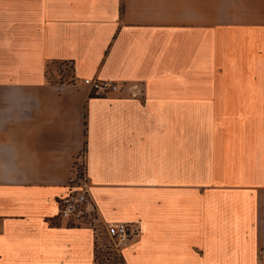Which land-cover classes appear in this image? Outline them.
Here are the masks:
<instances>
[{"label": "crops", "instance_id": "1", "mask_svg": "<svg viewBox=\"0 0 264 264\" xmlns=\"http://www.w3.org/2000/svg\"><path fill=\"white\" fill-rule=\"evenodd\" d=\"M121 222L123 264H264V0H0V264H95Z\"/></svg>", "mask_w": 264, "mask_h": 264}, {"label": "built area", "instance_id": "2", "mask_svg": "<svg viewBox=\"0 0 264 264\" xmlns=\"http://www.w3.org/2000/svg\"><path fill=\"white\" fill-rule=\"evenodd\" d=\"M83 84L90 93L105 95L119 90V85L112 80L84 78ZM73 176L70 179L68 193L59 201V216L65 220L81 221L94 215V207L89 197V183L86 176L84 153H80L73 164ZM113 249L119 252L120 246L128 241L134 231L126 223H116L105 227Z\"/></svg>", "mask_w": 264, "mask_h": 264}, {"label": "rangeland", "instance_id": "3", "mask_svg": "<svg viewBox=\"0 0 264 264\" xmlns=\"http://www.w3.org/2000/svg\"><path fill=\"white\" fill-rule=\"evenodd\" d=\"M99 243L97 244V262L98 264H123L120 259V253L108 250L107 242L108 238L105 233L100 231Z\"/></svg>", "mask_w": 264, "mask_h": 264}, {"label": "trees", "instance_id": "4", "mask_svg": "<svg viewBox=\"0 0 264 264\" xmlns=\"http://www.w3.org/2000/svg\"><path fill=\"white\" fill-rule=\"evenodd\" d=\"M61 67H63V66L59 65L57 69H58V71H60V73L62 72V78H64V77L68 78V76L71 75L72 68L69 67V66H65V68H61ZM48 70L49 71H47V75L49 76V74H52L53 73V70H51V69H48ZM104 233H105L106 237L108 238V242H107V246L106 247L108 248V250H111L112 249V251H114L113 246H112V244L110 242V239H109L108 235L106 234V231H104ZM99 236H98V239H99ZM98 243H99V240H97L96 247H95V255H94V262H95V264H98V262H97V251H98L97 250V246H98L97 244ZM120 259H121V262L123 263V259H122V256L121 255H120Z\"/></svg>", "mask_w": 264, "mask_h": 264}]
</instances>
